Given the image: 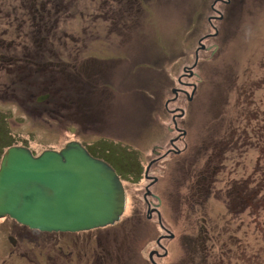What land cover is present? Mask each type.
<instances>
[{"label": "rangeland", "instance_id": "374dc122", "mask_svg": "<svg viewBox=\"0 0 264 264\" xmlns=\"http://www.w3.org/2000/svg\"><path fill=\"white\" fill-rule=\"evenodd\" d=\"M60 1L53 0L57 6L51 7L57 24L56 35L49 42L62 57L56 54L45 60L60 64L64 72L68 70L77 89L52 94L38 77L28 92L15 89V97L0 98V157L14 145L26 146L38 155L79 141L121 177L126 203L113 225L63 234L33 229L32 236L38 240L45 236L54 240L61 235L91 236L93 247L83 250L87 257L96 251L95 264H201L185 245H190L204 225L211 238L208 264H264V238L257 234L258 222L264 230L262 211L251 214L247 209L237 216L233 209H225L232 198L230 187L236 182L244 180L251 190L264 184V91L261 88L248 98L236 87L242 80L251 86L250 80L259 78L264 70V0H62L65 8L61 12ZM9 5L10 0H0V13ZM208 18H214L213 26ZM5 19L0 15V31L11 22L10 33L14 32L16 20ZM76 38L86 45L77 52L73 51ZM200 41L204 49L199 48ZM65 48L80 59L73 60ZM189 72L194 75L189 77ZM54 80L64 85V76L57 75ZM193 84L196 91L188 101ZM174 88L186 94L179 92L175 99ZM239 93L245 101L239 100ZM39 96L45 98L38 101ZM177 107L185 110L183 117L176 118L177 127L186 130L182 142L176 143L179 149L185 148L184 153L171 154L149 170L159 179L152 192L162 193L160 221L174 233L173 239H163L158 245L156 239L165 230L155 214L150 220L144 217L143 194L149 180L143 178V171L154 158L153 146L164 152L178 134L168 129L173 128L171 110ZM225 123L234 129L235 148L226 153L230 160L216 176L214 192L204 207L195 206L194 211L181 199L180 210L177 203L172 208V199L170 204L166 199L170 196L175 202L174 195L166 192L177 193L179 186L180 191L193 194L188 189L190 171L186 169L191 159L197 160L193 163L196 171L202 167L201 154L207 150L202 144L208 139L210 144L211 134L222 131ZM239 134L248 136L247 145L242 144V138L236 140ZM148 200L156 203L155 198ZM6 235L0 232V264H25L7 253L16 248ZM31 247L33 252L40 250L35 242ZM60 250L50 246L49 256L55 257V251ZM152 250L158 254L149 256ZM72 255L76 259L75 252ZM42 257L37 256L38 264H45ZM69 264L84 262L72 258Z\"/></svg>", "mask_w": 264, "mask_h": 264}, {"label": "water", "instance_id": "95a60500", "mask_svg": "<svg viewBox=\"0 0 264 264\" xmlns=\"http://www.w3.org/2000/svg\"><path fill=\"white\" fill-rule=\"evenodd\" d=\"M124 207L117 172L79 141L38 155L14 145L1 157L0 218L41 231H79L112 224Z\"/></svg>", "mask_w": 264, "mask_h": 264}, {"label": "flooded vegetation", "instance_id": "af4514ba", "mask_svg": "<svg viewBox=\"0 0 264 264\" xmlns=\"http://www.w3.org/2000/svg\"><path fill=\"white\" fill-rule=\"evenodd\" d=\"M216 2L217 1H215L211 5V8L214 7V4ZM213 19L214 18H208V22L210 25H212L211 21ZM209 34L210 33H208V35ZM199 44H200L199 48L204 49V46L202 45L201 41ZM196 64H197V58H195V61H194L192 68H194V66ZM261 68H263V63L260 66V69ZM193 75L194 74H192V72H191V74H190V72L188 73L189 77H192ZM259 75H260L259 78L256 77L255 80H250L252 83L251 86H250L249 82H248V84H246L245 80L240 81V84H236L237 91L238 92L239 91L244 92V95L246 97L249 96L248 98H252L253 96H255V93L258 90H260L261 88L264 91V70L263 71L260 70ZM246 85H247V87H246ZM174 89L176 90V88H174ZM195 91H196V84H193L192 85V92L190 95L191 97L190 96L186 97V99L188 101H191L193 99ZM179 92L186 94V92L184 90H180V91H176V92L173 91L175 99H176ZM239 94H240L239 100L242 101V99H243L245 101L246 98L243 97V93H239ZM237 103H238V101H237ZM244 105H246V104H244ZM178 110H179V113H177ZM171 111L174 112V114L172 116L173 128L169 127L168 129L170 131L175 130V131H177L178 134L170 140L171 147L166 149L164 152H161V150H160V148H158V146H153L151 152L154 154V158H152L148 162V164L146 165V167L143 171V178L149 180V182L147 183V185L144 188L145 191L143 194V201L146 204V210H145L144 217H145V219L150 220V219H152L153 214H155L156 218L158 220L159 226L165 230V234L160 235L158 237V239H156V243H158V245L160 244V241L163 239H173L174 233L171 232L167 227H165L160 221L161 217H160L159 207L161 205L162 198L159 195L162 193L159 192L160 194H158V191H157V193L152 192L153 191L152 188L154 187V184H157L159 179L154 175H150L149 170L151 169L152 164L156 163L157 161H161V160L167 158L171 154L180 156V154L182 155L184 153V150H185V148L179 149L176 146V143L182 142V140L186 136V130L180 129L179 127H177V123H176V118L183 117L185 114V110L183 108L177 107ZM225 121H227V120L225 119ZM233 130L234 129H231L229 127V125L225 123L224 127L222 128V131H220V130L214 131L211 134L210 144H209V139H208V141H206L205 143L202 144V147L205 145V147L207 149L206 153L204 155L201 154L202 167L196 171V166H194V168H193V163H195V161H197V160L194 161L193 159H191V161H190V163L186 169L187 171H190V175H189L190 179L188 181V183H189L188 189H189V191L193 190V194L180 191L179 186L175 188V190L177 189V193H175L174 191H167L166 194L171 193L172 195H174L175 202L173 201V198L170 196L168 197V199H166L168 204H170L171 199H172V203L170 204L172 208L174 207V205H176V203H177L179 210H180V206L181 205L183 206V204L186 206V208H188L189 210H192V211L195 210V206L200 205V206L204 207V204L208 201L209 196L212 194V192H214L213 191V185L215 184L216 176L218 174H220L221 172H223L224 167H225V162L227 160H230L229 156L226 154L229 151L228 149L235 148V146H234L235 143H234V140L232 138ZM215 133H218V134L215 135ZM247 137L248 136H243L242 134H239L237 136L236 140H239V138H242V144L247 145V142H246ZM216 151H218V152L216 153ZM207 152H209V153L207 154ZM100 159H102V158H100ZM0 160H1V157H0ZM102 160H104V159H102ZM192 169H193V171H192ZM133 172L134 171H132V173ZM192 172L195 173L194 180H193ZM140 173H141L140 168L137 167V174H140ZM119 178L121 180L120 176H119ZM236 183H238V182H236ZM236 185H233V189H235ZM148 197L155 198L156 203L149 201ZM189 197H191L190 202H188V200H187V198H189ZM125 199H126V197H125ZM179 199L182 200L183 204L178 202ZM236 203H238V206L233 208V205ZM240 204H239L237 199H235L233 202H231V205H232L231 208L233 209L235 214L240 213V208H239ZM203 207H200L199 210L202 211ZM124 209H125V207H124ZM225 209L229 210L230 208L228 206V208H225ZM238 210H239V212H238ZM123 212H124V210H123ZM123 212H122V214H123ZM120 217H119V219H120ZM7 219H9L11 221H9ZM0 220H1L0 221V232L7 233L6 237H7L8 242L13 247L16 248L14 250H9L7 252V253H9L10 256L12 255V258L17 257L20 260H24L25 264H34V263L38 264L37 256L42 257V255H44L42 258H40V260H41V262H45V264H69L72 262V258L78 263H82V261H83L84 264H89L92 261L93 264H95L96 251L93 249L92 254L87 257V252L83 250L84 247H89V246L93 247L90 244L91 236H89L88 239H85V238H80L79 235L75 236V238L74 237L68 238L67 236L61 235V236H57L55 238V240L51 239L49 236H45V237H43L42 240L41 239L38 240V236H35V235L32 236L33 228H30L26 225L18 223L17 221L10 218L9 216L1 217ZM118 220L113 222L112 224H108V225H105L102 227L113 225L114 223L118 222ZM102 227H95V228H102ZM95 228H91V229H95ZM91 229L79 230V231H42V232H60L61 234H63L64 232L65 233H68V232L81 233L82 231H89ZM36 230H38V229H36ZM39 231H41V230H39ZM209 240H211V238H210V236H208L207 226L205 227L203 225V227H201V229L199 230L198 235L191 240L190 245H185L187 249L192 250V252L194 254V258L198 257V259L201 261V264H208L207 261H209V259L207 258V254H208L207 249L211 250V247H209L207 245ZM32 242H35L37 244L38 248H40V250L37 253L33 252V249L31 247ZM50 246H52V248L58 247V249H61L60 251H55V254H56L55 257L49 256L50 252H51V251H49ZM66 248L70 249V250H67L65 252L64 250ZM5 250H8V249H5ZM152 251L149 252V256L151 254V256L153 257L154 254L155 255L158 254L157 251H153V253H152ZM73 252H75L76 259L72 255ZM165 254H166V251H164V255ZM83 255H85V258L83 257ZM85 259H87L86 262H85ZM44 260H47V261H44ZM188 261L189 260L187 259L186 262H188ZM153 264H156V263L154 262Z\"/></svg>", "mask_w": 264, "mask_h": 264}, {"label": "trees", "instance_id": "16d2710c", "mask_svg": "<svg viewBox=\"0 0 264 264\" xmlns=\"http://www.w3.org/2000/svg\"><path fill=\"white\" fill-rule=\"evenodd\" d=\"M61 1L60 12L62 8H65V2ZM53 5H56L53 0L52 4L49 0L47 2L43 0H10L9 9L0 13L6 18L5 21L11 18L16 20L13 27L14 32H12L14 34L10 33L11 22L0 31V74L4 76L2 79L0 77V98L15 97V89L28 92L38 77L41 79L42 87L46 91H52V94L58 95L61 91L69 92L72 88L77 89V83L70 78L68 70L64 72L60 70V64L51 65L45 60V58H53L56 54L62 57V53L59 54L58 51H54L52 43L49 42L56 35L55 26L57 23L54 24L55 19L51 16ZM73 42L75 45L73 51L76 52L86 46L81 38H76ZM64 50L67 51L66 48ZM73 51H67V54L69 52L73 60H79L78 54H73ZM72 73L74 74L75 71L72 70ZM57 75L64 76V85L58 81L55 82L54 78ZM79 76L84 77L86 74L80 73ZM77 77L74 76L76 80ZM5 91L12 93L6 94ZM262 150L264 151V147ZM261 179L264 181V174ZM261 186L251 190L244 180L238 181L235 189L232 186L229 190L231 191L229 195L232 197L229 203L230 212H232L231 202L237 199L239 204L241 203L240 213L249 209L251 214L262 211L264 215V184ZM233 213L235 214L234 211ZM239 214L235 215L238 216ZM257 225L259 232L257 234L264 238V230L261 229L260 222Z\"/></svg>", "mask_w": 264, "mask_h": 264}, {"label": "bare ground", "instance_id": "6f19581e", "mask_svg": "<svg viewBox=\"0 0 264 264\" xmlns=\"http://www.w3.org/2000/svg\"><path fill=\"white\" fill-rule=\"evenodd\" d=\"M108 18H111L110 16H108Z\"/></svg>", "mask_w": 264, "mask_h": 264}]
</instances>
